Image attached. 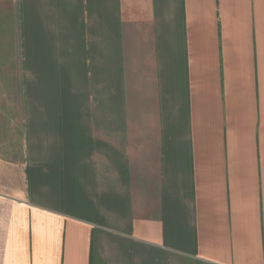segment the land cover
<instances>
[{"label":"crops","instance_id":"crops-1","mask_svg":"<svg viewBox=\"0 0 264 264\" xmlns=\"http://www.w3.org/2000/svg\"><path fill=\"white\" fill-rule=\"evenodd\" d=\"M0 264H264V0H0Z\"/></svg>","mask_w":264,"mask_h":264},{"label":"rangeland","instance_id":"rangeland-1","mask_svg":"<svg viewBox=\"0 0 264 264\" xmlns=\"http://www.w3.org/2000/svg\"><path fill=\"white\" fill-rule=\"evenodd\" d=\"M17 69H19V68H17ZM19 92L20 91H18V89H17V94H19ZM15 145H16V158H18L21 155L20 152H21V146H22L20 132H18L16 134V143H15ZM13 181L16 182L15 179Z\"/></svg>","mask_w":264,"mask_h":264}]
</instances>
